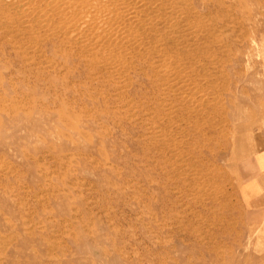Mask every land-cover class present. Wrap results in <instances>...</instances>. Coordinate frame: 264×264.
<instances>
[{
	"label": "rangeland",
	"instance_id": "rangeland-1",
	"mask_svg": "<svg viewBox=\"0 0 264 264\" xmlns=\"http://www.w3.org/2000/svg\"><path fill=\"white\" fill-rule=\"evenodd\" d=\"M176 2L0 0V264H264V0Z\"/></svg>",
	"mask_w": 264,
	"mask_h": 264
},
{
	"label": "bare ground",
	"instance_id": "bare-ground-1",
	"mask_svg": "<svg viewBox=\"0 0 264 264\" xmlns=\"http://www.w3.org/2000/svg\"><path fill=\"white\" fill-rule=\"evenodd\" d=\"M144 1V0H143ZM154 0H152V2H153ZM161 2H162V6H163V8L165 7H171V8H176L177 6H178V2H176V0H160ZM142 2V1H141ZM140 2V3H141ZM147 2H148V0H147ZM95 3H97V2H95ZM149 3H151L150 1H149ZM160 3V2H159ZM143 4V3H142ZM161 4V3H160ZM136 5H137V3H136ZM145 5H146V2H145ZM145 5H144V7H145ZM180 6V5H179ZM182 6V5H181ZM15 8V7H14ZM157 8H159L158 6H157ZM161 8V7H160ZM159 8V9H160ZM181 8V7H180ZM105 9V8H104ZM114 9H115V7H114ZM154 9V8H153ZM168 9V8H167ZM204 9V8H203ZM115 10H117V9H115ZM119 10V9H118ZM127 10V9H126ZM170 10V9H169ZM144 11H147V10H144ZM121 12V11H120ZM171 12H174V11H171ZM211 12V11H210ZM28 13V12H27ZM89 13V12H88ZM128 13V12H127ZM145 13V12H144ZM175 13V12H174ZM115 14V13H114ZM122 14V13H121ZM150 14H152V13H150ZM154 14V13H153ZM153 14H152V16H153ZM156 14V16H157V13H155ZM159 14V13H158ZM141 15H143V14H141ZM161 15H163V13L161 14ZM164 15H166V14H164ZM173 15V14H172ZM151 16V15H150ZM159 16V15H158ZM157 16V17H158ZM174 16H176V14L174 15ZM187 16V15H186ZM213 16V15H212ZM137 17V16H136ZM135 17V18H136ZM139 17V16H138ZM143 17V16H142ZM157 17H155V21H158L157 20ZM160 17V16H159ZM158 17V18H159ZM190 16H188L187 17V19L185 20L186 22H188V24H189V26H191V22H192V20L189 18ZM263 17V16H262ZM179 18V17H178ZM182 18V17H181ZM55 19V18H54ZM134 19V18H133ZM164 19V18H163ZM166 19H167V17H166ZM170 19V18H169ZM171 19H174V18H172L171 17ZM177 18H175V20H176ZM196 19V18H195ZM219 19V18H218ZM116 20H117V16H116ZM132 20V19H131ZM137 20V19H136ZM139 20V19H138ZM161 20H162V18H161ZM182 20V22H183V19H181ZM207 20V19H206ZM120 21H122V20H120ZM128 21V20H127ZM133 21H135V20H133ZM141 21V20H140ZM151 21V20H150ZM154 21V20H153ZM174 21V20H173ZM178 21H179V19H178ZM161 23V21L159 20L158 21V23ZM181 22V21H180ZM177 23V22H176ZM179 23V22H178ZM178 23L176 24V25H178ZM194 23V22H193ZM152 24V23H151ZM164 25H165V23H163ZM134 25V24H133ZM140 25L141 24H139V27H140ZM161 26H162V24H160ZM172 25V24H171ZM181 25V24H180ZM207 25V24H206ZM156 26V25H155ZM161 26H157V27H153V30H150V31H155L156 33H159V32H161L159 29H158V27H161ZM208 26V25H207ZM217 26V25H216ZM171 27V26H170ZM176 27V26H175ZM174 27V28H175ZM178 27V26H177ZM177 27H176V30H177ZM219 27V26H218ZM243 27V26H242ZM119 28V27H118ZM131 28V27H130ZM132 29L134 30V28H133V26H132ZM136 29V28H135ZM138 29V28H137ZM158 29V30H157ZM165 29V28H164ZM164 29H163V31H164ZM23 30V29H22ZM95 30V29H94ZM172 29L170 28V31H171ZM132 31V30H131ZM143 31H145V30H143ZM149 31V30H148ZM162 31V32H163ZM173 31V30H172ZM172 31H171V33H172ZM175 31V30H174ZM179 31V30H178ZM186 31V30H185ZM19 32V31H18ZM36 32V31H35ZM123 32V31H122ZM137 32V31H136ZM154 32V33H155ZM165 32H167L166 30H165ZM164 32V33H165ZM183 32V31H182ZM155 33V34H156ZM175 33V32H174ZM181 33V32H180ZM145 33L143 32V35H144ZM150 34V33H149ZM178 34V33H177ZM189 34V33H188ZM207 34V33H206ZM41 35V34H40ZM116 35V34H115ZM131 35V34H130ZM167 35V34H166ZM165 35V38H167L168 36H166ZM173 35V34H172ZM182 35V34H181ZM145 36V35H144ZM198 36V35H197ZM155 37V36H154ZM181 37V36H180ZM185 37V36H184ZM189 37V36H188ZM190 37H192L191 35H190ZM207 37H209L211 40H209L208 42L209 43H212V42H214V43H217L218 42V39H219V36L218 35H216V30L215 29H212V30H210V32H209V35L207 36ZM169 38V37H168ZM172 38V37H171ZM171 38H169V39H171ZM122 39V38H121ZM173 39V38H172ZM125 40H126V38H125ZM124 40V41H125ZM129 40V39H128ZM181 40V39H180ZM127 41V40H126ZM130 41V40H129ZM128 41V42H129ZM142 41H143V39H142ZM172 42H174L173 40H171ZM197 41V37H194L193 39L192 38H189V40H188V42H192V43H189V45L188 46H190V49L192 48L193 50V52L191 53V52H188V54L190 53L191 55H194L195 53L196 54H200L201 53V55H203V57H205V55H207L209 52V50H204V48H206L207 47V44L204 46V48L202 47H200V46H194L193 44H194V42H196ZM110 42H112V41H110ZM53 43V42H52ZM122 43H123V41H122ZM126 43V42H125ZM130 43L132 44V42L130 41ZM129 43V44H130ZM175 43H176V41H175ZM136 44V43H135ZM165 44V43H164ZM202 44V43H201ZM134 45V44H133ZM122 46V45H121ZM120 46V47H121ZM137 46V45H136ZM172 46H173V44H172ZM182 46V45H181ZM213 46V45H212ZM130 47V46H129ZM177 47V46H176ZM125 48V47H124ZM128 48V47H127ZM112 49V48H111ZM172 49V48H171ZM206 49H208V48H206ZM209 49H210V47H209ZM189 50V49H188ZM204 50V51H203ZM219 50V49H218ZM133 51V50H132ZM131 51V52H132ZM172 51V50H171ZM206 51L208 52L207 54H206ZM135 52V51H134ZM211 52H213V51H211ZM166 53V52H165ZM185 53V52H184ZM218 53V52H217ZM216 53V54H217ZM227 53V52H226ZM122 54V53H121ZM133 54V53H132ZM141 55V54H140ZM197 56V55H196ZM198 56H200V55H198ZM213 56H215V55H213ZM145 57V56H144ZM216 57H217V55H216ZM81 58V57H80ZM181 58V57H180ZM192 58V57H191ZM198 58H202V57H198ZM178 60V59H177ZM203 61V60H202ZM194 62V61H193ZM46 67V66H45ZM211 69V68H210ZM105 70V69H104ZM204 71V70H203ZM219 74V73H218ZM210 76V75H209ZM216 76V75H215ZM121 77V76H120ZM129 77V76H128ZM208 77V76H207ZM169 78V77H168ZM171 78V77H170ZM213 78H211V80H212ZM210 80V81H211ZM214 80H216V79H214ZM213 81V80H212ZM174 82V81H173ZM223 86V85H222ZM213 87H214V85H213ZM176 90V89H175ZM176 93V92H175ZM37 104V103H36ZM195 106V105H194ZM222 114V113H221ZM202 118V117H201ZM224 124V123H223ZM264 125V124H263ZM229 126V125H228ZM177 127V126H176ZM180 131V130H179Z\"/></svg>",
	"mask_w": 264,
	"mask_h": 264
},
{
	"label": "crops",
	"instance_id": "crops-1",
	"mask_svg": "<svg viewBox=\"0 0 264 264\" xmlns=\"http://www.w3.org/2000/svg\"><path fill=\"white\" fill-rule=\"evenodd\" d=\"M254 158H256L254 164L253 161L249 163V167L252 169L254 168V172L255 173H263V176L260 180L257 181L258 187L259 189H261L263 191V197H261L260 199H263L264 201V150L261 153H256L254 155ZM256 184V185H257ZM250 185L246 184L245 188L247 189ZM254 194V190L253 188H251V190L248 192V196H250L249 198H253L252 202L255 200L254 197H252V195ZM257 198V197H255Z\"/></svg>",
	"mask_w": 264,
	"mask_h": 264
}]
</instances>
